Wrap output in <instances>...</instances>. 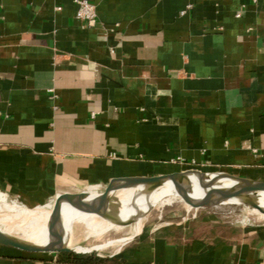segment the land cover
Segmentation results:
<instances>
[{
  "label": "crops",
  "instance_id": "obj_1",
  "mask_svg": "<svg viewBox=\"0 0 264 264\" xmlns=\"http://www.w3.org/2000/svg\"><path fill=\"white\" fill-rule=\"evenodd\" d=\"M87 1L92 27L75 0H0L6 212L49 215L61 194L187 169L264 181V0ZM106 259L264 264V226L178 224ZM0 264L64 263L0 246Z\"/></svg>",
  "mask_w": 264,
  "mask_h": 264
},
{
  "label": "water",
  "instance_id": "obj_2",
  "mask_svg": "<svg viewBox=\"0 0 264 264\" xmlns=\"http://www.w3.org/2000/svg\"><path fill=\"white\" fill-rule=\"evenodd\" d=\"M169 185L183 203L193 210L239 205L264 214L259 200L264 194V181L226 172L187 169L152 177L116 178L94 196L85 192L61 194L48 206L50 214L46 225L48 240L45 245L23 240L0 228V246L25 254H78L80 252L70 248L65 240L66 228L61 212L65 205L81 215L96 216L114 226L124 228L135 225L136 219L123 221L119 217L118 210L113 206L118 193L140 189L150 194ZM195 188L203 193L201 199H194L191 196Z\"/></svg>",
  "mask_w": 264,
  "mask_h": 264
},
{
  "label": "rangeland",
  "instance_id": "obj_3",
  "mask_svg": "<svg viewBox=\"0 0 264 264\" xmlns=\"http://www.w3.org/2000/svg\"><path fill=\"white\" fill-rule=\"evenodd\" d=\"M6 201L10 205L23 206L17 202L10 200L7 197ZM114 204V209L118 210V202L114 201ZM0 208L5 211L4 213H0V215H9V213L6 212L4 206L1 203ZM27 209L34 210L31 208ZM162 213L163 215H161ZM12 220L13 222H8L6 224L14 225L22 222V219H16L14 217H12ZM199 221H201L204 225L207 226H264V218H261V216L254 214L252 212V209L244 206L226 205L217 208L193 210L187 207L183 202L175 201L172 202L170 205H165L162 208L157 207L150 211V213L146 216L141 232L136 237L127 241L126 243H122L120 241L131 237L132 233L134 232V225L119 228L118 230L112 229L110 231L103 232L100 234H92L89 229H87L83 224H77L73 231L70 247L74 250L79 247L90 250L96 246L112 243V245L100 251H91L84 254H76L84 256L94 254L102 258H108L110 256H115L120 251L131 246L133 242L137 241L139 238L154 234L159 230L173 228L178 224H188L191 222Z\"/></svg>",
  "mask_w": 264,
  "mask_h": 264
},
{
  "label": "bare ground",
  "instance_id": "obj_4",
  "mask_svg": "<svg viewBox=\"0 0 264 264\" xmlns=\"http://www.w3.org/2000/svg\"><path fill=\"white\" fill-rule=\"evenodd\" d=\"M225 184L230 185L231 182H225ZM116 196H117L116 201L118 202L119 206L127 205L125 208L118 211L119 217L123 221L136 219V223L134 225V232L132 233L130 238L120 241L122 243H126L127 241L136 237L141 232L143 223L146 219V216L150 213V211H152L157 207L162 208L165 205H170L172 202L175 201L183 202L177 196L176 192L174 191L171 185L165 186L164 188L158 190L155 193L149 194L145 191L138 189V190H129V191L120 192ZM191 196L194 199H201L203 197V193L199 189L195 188L192 191ZM259 200L264 210V194L261 195ZM4 212L5 211L0 208V213H4ZM161 215H163V213ZM62 216L64 218L65 228H66L65 240L68 243L69 247L71 246L70 242L73 236L74 228L77 224H83L87 229H89V231L92 234H100L103 232L110 231L112 229L118 230L119 228H121L114 226L113 224L104 221L100 218L95 221L85 222L86 219H91L95 216L81 215L73 211L72 209L67 211L64 210ZM12 217L16 219H22V222L14 225L6 224L8 222H13ZM48 217H49L48 214H32V215L23 216L21 214L9 213V215L7 216L0 215V228L7 231L8 233L13 234L14 236L22 238L23 240H27L40 245H45L48 240L47 230H46ZM110 245H112V243L96 246L90 250L83 249L81 247L75 250L84 254L90 251L103 250Z\"/></svg>",
  "mask_w": 264,
  "mask_h": 264
},
{
  "label": "built area",
  "instance_id": "obj_5",
  "mask_svg": "<svg viewBox=\"0 0 264 264\" xmlns=\"http://www.w3.org/2000/svg\"><path fill=\"white\" fill-rule=\"evenodd\" d=\"M75 3L78 6V11L76 14L77 20L82 24L84 27H92L96 25L97 20V9L96 6L87 0H75ZM192 5H189L187 9H191ZM183 12V14H185ZM238 17H240V14H238ZM255 154H257V151H254ZM179 164L186 165L185 162L181 159H178L176 161ZM175 162V163H176ZM95 189L99 190L100 187H95Z\"/></svg>",
  "mask_w": 264,
  "mask_h": 264
},
{
  "label": "trees",
  "instance_id": "obj_6",
  "mask_svg": "<svg viewBox=\"0 0 264 264\" xmlns=\"http://www.w3.org/2000/svg\"><path fill=\"white\" fill-rule=\"evenodd\" d=\"M59 261L64 264H107V259L96 255L59 254Z\"/></svg>",
  "mask_w": 264,
  "mask_h": 264
}]
</instances>
